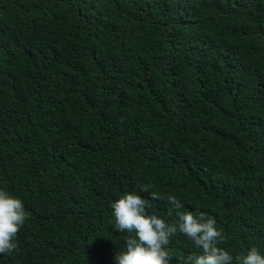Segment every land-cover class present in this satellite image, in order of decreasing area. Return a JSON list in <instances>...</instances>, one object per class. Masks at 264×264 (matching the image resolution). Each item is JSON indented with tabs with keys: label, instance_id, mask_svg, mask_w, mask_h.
I'll use <instances>...</instances> for the list:
<instances>
[{
	"label": "trees",
	"instance_id": "1",
	"mask_svg": "<svg viewBox=\"0 0 264 264\" xmlns=\"http://www.w3.org/2000/svg\"><path fill=\"white\" fill-rule=\"evenodd\" d=\"M145 184L264 255V0H0V190L28 216L0 264H116L111 204Z\"/></svg>",
	"mask_w": 264,
	"mask_h": 264
},
{
	"label": "clouds",
	"instance_id": "2",
	"mask_svg": "<svg viewBox=\"0 0 264 264\" xmlns=\"http://www.w3.org/2000/svg\"><path fill=\"white\" fill-rule=\"evenodd\" d=\"M140 192L149 193L148 199L135 192L125 193L111 204L115 228L127 233L125 250L114 256L116 264H170L172 256L167 249L177 233L187 236L202 249V254H190L182 264H264V255L252 247L246 255L236 256L219 245L224 242L222 230L215 219L204 212L180 211L182 203L173 195L166 198L149 185H140ZM170 213L177 216L175 223L149 213V200H165ZM28 219L23 202L5 190H0V254L14 251V242L20 227Z\"/></svg>",
	"mask_w": 264,
	"mask_h": 264
}]
</instances>
